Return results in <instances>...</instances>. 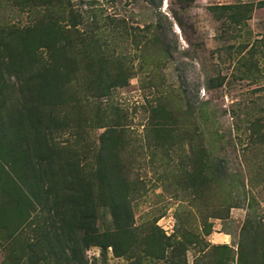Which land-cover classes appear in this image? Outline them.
I'll return each instance as SVG.
<instances>
[{"label": "trees", "instance_id": "1", "mask_svg": "<svg viewBox=\"0 0 264 264\" xmlns=\"http://www.w3.org/2000/svg\"><path fill=\"white\" fill-rule=\"evenodd\" d=\"M11 1V12L27 14L29 20L23 25L12 22L15 14L0 22V197L4 199L0 206L1 264H82V247L84 264H88L85 254L92 246H101L103 251L112 247L118 256L131 255L143 246L144 253L157 260L187 264L192 232L183 224L171 235L154 225L144 236L133 226L132 167L122 160L123 154H129L131 133L125 128L127 116L123 109L99 103L91 119L84 116V164L75 151L71 153L67 145L57 142L56 134L61 133L54 127L66 122L57 116L58 108L66 106L70 98L77 101L66 96L68 84L83 81L78 100L84 97V107L91 99L109 101L113 91L126 87L136 72L127 59L130 56L121 59L116 53L118 33L124 35V40H131L133 46H157L161 38L156 25L138 24L136 28L116 12L104 15V6L87 11L71 0ZM212 9L216 20L226 16L235 25L250 18L254 3L215 5ZM149 34L150 39L144 40ZM208 85L214 86L213 82ZM164 103L159 100L153 110L168 109L169 118L149 124L150 128L156 126L155 135L146 143L162 150V157L155 160L158 163L170 161V151L179 144H195L197 136L199 160L195 174L184 169V176L189 184L195 175L201 218L196 245L205 251L210 242L202 236L212 233L210 218H223L228 208L237 205L219 201L207 212L203 195L219 193L218 187L233 175L242 181L240 175L246 169L241 163L237 171L231 172L223 158H213V149L224 143L212 145L203 140L201 131L192 134L188 126L179 128L174 113ZM247 126L251 146L263 145V121L254 120ZM100 128L104 131L93 141L91 129ZM231 145L236 147L235 143ZM247 168L250 174L251 169L254 171ZM258 168L257 174L264 177V167ZM250 199L255 200L253 196ZM247 205L252 208L251 201ZM99 208L111 215L108 229L102 230L99 225ZM250 215L244 231L253 222ZM239 246V264H249L244 257L245 247ZM211 247L210 252L220 249L224 257L232 251L225 244ZM207 255L198 256L194 264H214L205 260Z\"/></svg>", "mask_w": 264, "mask_h": 264}, {"label": "rangeland", "instance_id": "2", "mask_svg": "<svg viewBox=\"0 0 264 264\" xmlns=\"http://www.w3.org/2000/svg\"><path fill=\"white\" fill-rule=\"evenodd\" d=\"M261 1L264 0H71L73 5L87 11L104 6V15L116 12L136 28L138 24L142 27L154 24L161 40L157 46L142 43L137 47L118 33L116 53L121 59L130 56L127 59L134 65L136 75L126 87L113 91L109 101L91 99L86 107L84 97L78 100L83 81L68 84L66 96L71 95L77 101L72 102L70 98L66 106L56 111L59 119L66 121L54 126L60 128L61 133L56 134L57 142L67 145L71 153L75 151L84 164V116L86 120L91 119L99 103L121 107L127 116L125 128L131 133L129 154H123L122 160L124 165L132 167L133 226L144 236L154 225L171 235L183 224V228L192 232L188 238L187 264H194L198 256L208 253L205 260L211 263L223 260L225 264H239L240 244L245 247L247 263L264 264V177L257 174L258 166L264 167V144L251 146L247 126L258 119L264 123V4L261 5ZM241 3H254L248 20L235 25L226 16L216 20L213 6ZM12 4L11 0H0V22L16 14L12 22L27 23V14L11 12ZM150 36L144 40H149ZM210 78L213 81H209ZM212 82L214 86L208 87ZM159 100L166 102V108H171L179 128L184 130L188 126L192 134L201 131L203 140L211 144L224 143L213 149V158H223L231 172L237 171L241 163L246 169L240 175L242 181L238 175H233L220 185L221 189L218 187L219 193L203 195L207 212L219 201L237 205L228 208L223 218H210L212 233L201 235L210 242L205 251L196 245L197 233L201 234V218L195 175L191 176L189 184L185 183L184 176V169L195 172L199 160L197 136H194L195 144L184 142L185 145L179 144L171 150L170 161L164 159L156 163L163 153L155 146H147L146 140L152 139L156 128H150L149 124H157L170 115L168 109L153 110ZM237 128L240 130H234ZM103 131V128L91 129L92 140L97 141ZM247 166L254 169L251 174ZM250 196L255 198L253 202ZM250 201L252 208L248 209ZM2 203L4 199L0 197V206ZM98 213L101 229H108L111 215L104 208H99ZM248 215L254 223L244 231ZM224 244L232 249L228 257L221 255L220 249L210 252L211 245ZM80 255L84 264L83 247ZM85 255L88 264H169L146 255L143 246L123 256L115 254L112 247L103 251L101 246H92Z\"/></svg>", "mask_w": 264, "mask_h": 264}]
</instances>
